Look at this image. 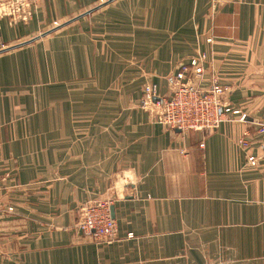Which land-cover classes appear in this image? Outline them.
Here are the masks:
<instances>
[{
	"label": "crops",
	"instance_id": "crops-1",
	"mask_svg": "<svg viewBox=\"0 0 264 264\" xmlns=\"http://www.w3.org/2000/svg\"><path fill=\"white\" fill-rule=\"evenodd\" d=\"M32 2L0 21V264H264V157L238 144L251 123L177 131L138 106L202 50L205 78L258 117L264 0ZM104 200L116 236L95 242L75 223Z\"/></svg>",
	"mask_w": 264,
	"mask_h": 264
},
{
	"label": "built area",
	"instance_id": "built-area-1",
	"mask_svg": "<svg viewBox=\"0 0 264 264\" xmlns=\"http://www.w3.org/2000/svg\"><path fill=\"white\" fill-rule=\"evenodd\" d=\"M29 4L32 5V0H0V21L3 18L25 20L31 13V8H27ZM211 40V37L205 39L207 43ZM199 62L191 60L185 65L179 64L169 94L145 93L140 105L150 108L158 122L180 131L209 132L228 120V114L235 116V121H249L253 130L245 132L238 144L244 148L255 144L264 157V119H248L241 109L230 106L225 98L229 87L214 78L210 79L206 89L201 88L199 81L204 74V65ZM88 220L89 231L97 230L103 237L112 236L115 223L110 216L109 205L88 213Z\"/></svg>",
	"mask_w": 264,
	"mask_h": 264
},
{
	"label": "rangeland",
	"instance_id": "rangeland-1",
	"mask_svg": "<svg viewBox=\"0 0 264 264\" xmlns=\"http://www.w3.org/2000/svg\"><path fill=\"white\" fill-rule=\"evenodd\" d=\"M33 2H32V5L29 4L28 5V9L31 8V13L30 15L25 19V20H17V21H22V22H27L29 21L31 18H32V13H33V10H32V6H33ZM57 21H53L52 25L54 26ZM41 28H39L38 30H40ZM212 42V40H211ZM191 60H195L197 61L198 63H200L199 61L202 62V64L204 65V74L202 76V78L200 79L199 81V86L203 89H206L208 86H209V82H210V79L211 78H214L217 80L218 83L222 84L221 83V80H220V77L219 75L216 73V74H211V76H208V78H205V73H206V68H205V64L208 60V54L205 52V51H199L198 53L192 55L189 60L187 61H179L177 62V64H175L174 66V69H173V72H172V75L170 77V83H169V91H170V87H171V83L173 82V78H174V73H175V70L176 68L178 67L179 64H187L189 61ZM205 79H207V85L206 87L203 86L202 82L205 81ZM224 85V84H222ZM230 88V87H229ZM142 93H141V97L138 101V106L146 111H148V113H150V115L153 117V120L154 122L160 124V125H163L165 126L164 124L160 123L157 121V119L155 118L153 112L150 110V108H146V107H142L140 105V100L144 97L145 93H151V92H154V93H157L158 95H162L164 96L163 94H160L159 93V88L158 86H156V84H148V85H143L142 87ZM169 91L167 94L165 95H168L169 94ZM230 92V90L228 91V93ZM227 94V93H226ZM226 98V97H225ZM226 101H227V98H226ZM229 103V101H227ZM230 106L234 107L233 105H231V103H229ZM246 113V111H244ZM257 119H260V120H263L264 119V108L262 109L260 115L258 117H256ZM221 124V123H220ZM251 126H253L251 124ZM167 127V126H166ZM169 128V127H168ZM171 129V128H170ZM186 131V130H185ZM188 131H191V130H188ZM254 145V144H253ZM252 145H250L249 147L245 148V149H248L250 148ZM257 147V146H256ZM258 149V148H257ZM259 150V149H258ZM260 152V151H259ZM261 155V153H260ZM262 157V155H261ZM116 187H119L117 184L113 186V188L115 189ZM110 204V201L108 200H104V201H97V202H94V203H88V204H85V205H82L80 208H79V213H80V216L79 218L77 219L76 223H75V227L78 231H80L84 236L88 237L89 239L95 241V242H109L111 239H113L115 236H116V225H115V230L113 231L112 233V236L110 237H103V236H100L98 233H97V230H94V231H89L88 230V224H89V220H88V213L94 211V210H99L102 206L106 207ZM109 208H110V205H109ZM7 211H12L13 210V207L12 206H7L6 207ZM111 216V215H110ZM112 218V217H111ZM95 219V218H94ZM113 219V218H112ZM114 220V219H113ZM93 220H91L90 222L91 223H94L92 222ZM115 223V221H114Z\"/></svg>",
	"mask_w": 264,
	"mask_h": 264
},
{
	"label": "water",
	"instance_id": "water-1",
	"mask_svg": "<svg viewBox=\"0 0 264 264\" xmlns=\"http://www.w3.org/2000/svg\"><path fill=\"white\" fill-rule=\"evenodd\" d=\"M177 131H180L179 129H176Z\"/></svg>",
	"mask_w": 264,
	"mask_h": 264
}]
</instances>
